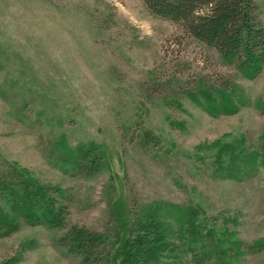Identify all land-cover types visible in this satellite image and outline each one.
Masks as SVG:
<instances>
[{"label":"rangeland","instance_id":"rangeland-1","mask_svg":"<svg viewBox=\"0 0 264 264\" xmlns=\"http://www.w3.org/2000/svg\"><path fill=\"white\" fill-rule=\"evenodd\" d=\"M46 21L71 35L72 66L33 31ZM225 83L239 109L212 114L208 91ZM85 152L100 163L93 175L78 168ZM263 159L264 65L246 75L143 0H0V174L17 167L67 190L64 225L19 218L0 235V264H83L62 241L73 226L113 244L166 202L197 207L217 253L233 238L260 244ZM194 252L176 247L167 264ZM231 263L264 264V246Z\"/></svg>","mask_w":264,"mask_h":264},{"label":"trees","instance_id":"trees-1","mask_svg":"<svg viewBox=\"0 0 264 264\" xmlns=\"http://www.w3.org/2000/svg\"><path fill=\"white\" fill-rule=\"evenodd\" d=\"M143 1L153 14L178 24L184 37L216 48L227 62L234 63L246 75L254 76L264 65V8L259 0ZM218 86V94L215 90L208 91L205 108L212 114L236 112L238 105L233 104L227 94L233 89L232 85ZM215 93L221 104L215 101ZM88 157L90 161L83 164ZM93 158L85 152L78 168L93 175L100 165ZM14 168L19 174L12 170L0 174V198L10 204L14 216L11 220L9 216H0V235L16 229L19 218L51 227L64 225L66 204L63 199L67 198V190L38 183ZM205 229L207 220L199 216L197 207L166 202L156 207L140 227L125 233L113 244L97 231L78 226H73L62 241L69 251L82 256L83 264H167L175 257L176 247L185 252L195 250L194 262L190 264H236L231 263L232 258L256 246H264L263 240L260 244H249L233 238L226 249L217 253V247L223 242L221 239L211 241L212 231L208 233Z\"/></svg>","mask_w":264,"mask_h":264},{"label":"clouds","instance_id":"clouds-1","mask_svg":"<svg viewBox=\"0 0 264 264\" xmlns=\"http://www.w3.org/2000/svg\"><path fill=\"white\" fill-rule=\"evenodd\" d=\"M12 11L24 12L23 8H13ZM36 35L42 36L45 39L48 38L49 34L52 36V40L49 43V52L53 59L60 62L62 65L65 62L72 66L73 63L77 62L75 56V44L72 41L71 35L67 32L59 29L52 21H46L43 29H33Z\"/></svg>","mask_w":264,"mask_h":264}]
</instances>
